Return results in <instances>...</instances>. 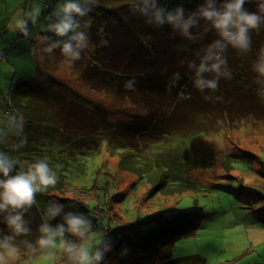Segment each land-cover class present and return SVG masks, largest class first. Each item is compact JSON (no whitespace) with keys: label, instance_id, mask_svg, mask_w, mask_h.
Masks as SVG:
<instances>
[{"label":"trees","instance_id":"1","mask_svg":"<svg viewBox=\"0 0 264 264\" xmlns=\"http://www.w3.org/2000/svg\"><path fill=\"white\" fill-rule=\"evenodd\" d=\"M221 2L215 0L217 6ZM261 3L264 0H246L244 8L264 16ZM204 4L205 0H86L92 17L86 36L88 47L79 49L80 58L73 61L64 55L63 46H57L76 72L86 95L70 89L69 83L49 71V60L56 58L45 50L44 63H38L35 74L10 88L9 111L20 121L21 131L17 139L21 157L10 175L46 158L56 173L57 183L39 191L41 200L49 198V206L76 202L79 209L86 208L84 213L95 212L96 208L91 210L87 205L97 202L106 222L102 223L101 246L92 254L99 253L101 259L93 264H173L175 243L196 235L204 219L198 212L154 214L148 218L154 221L148 229L138 225L122 231L128 223L113 215L110 219L111 205L103 208L97 194L85 195L71 185L86 174L88 164L104 148L119 158V170L138 177L131 187L136 190L145 186L143 195L151 200L158 195L170 197L201 191L191 179V172L201 165L192 149L195 140L226 129H239L247 118L264 123V76L255 70L264 50V22L258 30H250V50L241 52L221 40L211 22L198 15ZM177 8H183L178 23L192 17L187 35L167 22L168 13L175 14ZM157 13L164 23L157 22ZM218 40L224 45L222 50L221 45L213 46ZM71 43L75 50L76 42ZM209 53L213 57L209 64L216 62L217 57L227 61L222 72L229 71L231 78L221 75L215 91H200L194 84L197 68ZM214 77L211 72L202 74L206 80ZM130 81L131 88H125ZM91 93L110 96L118 110L131 105L143 113L113 121L103 102L87 97ZM252 156L236 154L234 161L251 159L245 163L247 168L264 178V163L255 170ZM68 191L74 196L63 195ZM50 192L57 195L50 196ZM86 196L91 197V202H86ZM52 197L56 202L50 201ZM35 198L36 195L34 203ZM115 199L119 198L107 201L116 202ZM14 215L21 216L27 231L16 233L9 226L8 217ZM39 220L33 204L0 211V242L7 240L21 249L42 227Z\"/></svg>","mask_w":264,"mask_h":264},{"label":"rangeland","instance_id":"2","mask_svg":"<svg viewBox=\"0 0 264 264\" xmlns=\"http://www.w3.org/2000/svg\"><path fill=\"white\" fill-rule=\"evenodd\" d=\"M66 2L0 0V153L16 163L21 157L17 153V139L21 131L20 121L9 111V91L12 86H19L35 74L38 63H44L43 50L56 58L49 60V71L58 80L69 83L70 89L83 91L86 95L76 72L57 47L73 42L69 37L75 32L61 37L52 28L62 18L60 9ZM77 2L85 15H73L78 24L76 31L87 36L92 17L87 12L86 0ZM17 20L25 22L27 35L15 27ZM87 97L103 102L108 108L109 119L113 121L143 113L131 105L118 110L112 98L103 93H91ZM192 149L201 162L200 167L191 172V179L200 187L198 192L189 191L170 197L158 195L148 200L143 195L147 188L139 186L133 189L131 186L138 182V177L119 170V158L112 156L106 148L88 164L86 174L73 180L71 185L85 195L97 194L103 208L105 204L111 205L110 219L113 215L128 223L122 231L138 225L148 229L154 224L148 218L154 214L200 213L204 219L197 234L182 238L173 246V264H264V178L257 171L247 168L251 159L234 161L236 154L251 153L255 157L254 169L263 167L264 123L253 118L244 119L239 129H226L198 138ZM45 161L48 162L47 159ZM203 162L207 165L204 166ZM96 187L98 189L94 191ZM52 194L57 195L51 192L49 195ZM35 195L33 205L42 227L57 233L63 228V233L53 237L54 246L41 247L38 241L49 238L50 233L43 232L40 227L29 243L24 247L18 245L23 250L13 245L18 251L15 258L6 257L7 264H78L75 253L68 251L70 247L75 250L84 248L92 256L94 249L101 246L102 223L106 222L97 202L87 205L91 210L96 208L95 212L86 210L90 213H84L86 208L79 209L76 202L49 206V198L41 200L39 192ZM63 195L74 196L69 191ZM114 197L119 199H115L116 202L107 201ZM86 200L91 202V197L86 196ZM50 201L56 202V198L52 197ZM70 217H78L85 222L83 235L69 230L67 221ZM30 253L32 255H28Z\"/></svg>","mask_w":264,"mask_h":264},{"label":"clouds","instance_id":"3","mask_svg":"<svg viewBox=\"0 0 264 264\" xmlns=\"http://www.w3.org/2000/svg\"><path fill=\"white\" fill-rule=\"evenodd\" d=\"M147 2V0H145ZM246 0H222L219 6L215 3V0H205V4L198 9V15L211 22L212 28L216 30L221 40L231 45L235 49H239L241 52H247L251 47V37L249 36L250 30H258L260 24L264 22V16L258 15L255 12H249L244 8ZM259 8L264 12V3L259 5ZM61 12L63 13L59 23L52 26L56 35L66 36L70 32H75L70 36V41H75V50L72 43H65L63 45V53L65 56L70 57L71 60H77L80 58L79 49L88 47L87 37L83 32L76 31L78 24L73 19V15L84 16L85 11L82 10L77 0H67L61 6ZM197 13H193V16ZM183 17V8H177L175 14L169 12L166 19L167 22L172 24L173 27H179L182 34H188V28L192 26V17H189L187 21L178 23ZM156 20L158 23H164V20L160 18L159 13L156 14ZM11 27V25H10ZM16 28L27 35V29L23 20L16 21ZM221 45V41H215L213 46ZM212 47V46H210ZM224 45H221V50ZM213 57L209 53L202 59L199 67L197 68V79L194 84L195 87L203 91L205 88L215 91L218 86V80L221 75L231 78L229 71L222 72V66L226 67L227 61L224 59L216 58V62L208 63ZM191 66V65H190ZM255 70L264 76V50L261 51V60L255 66ZM205 72H211L215 74V77L210 80L202 78V74ZM125 88H131L132 82H128ZM208 99V97H205ZM15 161L12 160L4 153H0V174L4 177L0 179V211H4L11 207L12 209H20L25 206H31L34 202L35 193L46 190L50 186H55L57 183L56 173L52 171L49 164L45 160H38L28 165L26 171L18 172L15 175H10L13 170ZM55 215V212L52 213ZM69 230L75 234L83 235V229L85 228V222L78 217H70L68 219ZM8 224L14 229L16 233L27 231L21 220L20 215H14L8 217ZM45 233H50L49 238H41L38 243L41 247L54 246L53 237L57 234L62 235L63 228L59 229V232H51L49 228L42 227L41 229ZM0 264H7V258H15L17 249L11 245L7 240L0 242ZM69 252L75 253V259L78 264H93V261H99L101 256L99 253L90 256L89 252L81 248L75 250L73 248L68 249Z\"/></svg>","mask_w":264,"mask_h":264},{"label":"built area","instance_id":"4","mask_svg":"<svg viewBox=\"0 0 264 264\" xmlns=\"http://www.w3.org/2000/svg\"><path fill=\"white\" fill-rule=\"evenodd\" d=\"M22 171H26L25 169H23Z\"/></svg>","mask_w":264,"mask_h":264}]
</instances>
